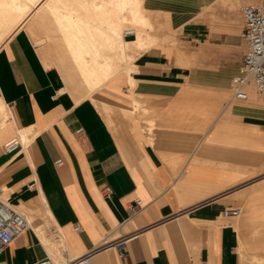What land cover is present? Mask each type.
I'll return each instance as SVG.
<instances>
[{"label": "crops", "instance_id": "crops-1", "mask_svg": "<svg viewBox=\"0 0 264 264\" xmlns=\"http://www.w3.org/2000/svg\"><path fill=\"white\" fill-rule=\"evenodd\" d=\"M145 7L169 15L174 38L132 51L134 85L120 73L90 97L69 91L25 28L3 39L0 194L31 209L35 225L0 264L51 255L53 264H69L90 251L94 264H244L241 243L250 255L224 215L264 162V95H232L247 49L242 14L218 0H145ZM139 100L145 119L121 118ZM150 118L155 126L146 131ZM24 130L29 143L6 150ZM255 184L264 194V179ZM40 212L47 221L39 223ZM58 234L64 243L53 242ZM121 236L124 256L110 244Z\"/></svg>", "mask_w": 264, "mask_h": 264}, {"label": "bare ground", "instance_id": "bare-ground-1", "mask_svg": "<svg viewBox=\"0 0 264 264\" xmlns=\"http://www.w3.org/2000/svg\"><path fill=\"white\" fill-rule=\"evenodd\" d=\"M9 1L6 4L0 2V11L13 21L8 36L25 28L33 35L41 34L45 37L51 45L50 59L59 65L57 68L62 71L66 86L78 95L91 96L119 73H125L130 85H134V69L129 50L145 42L153 46L157 44L158 38L152 34L153 21L144 9L145 0ZM129 25L143 27L148 32ZM126 30L135 32L134 41L126 39ZM2 42L3 37L0 36V45ZM41 46L42 52L47 51L44 45ZM252 91L255 90L250 89V96ZM4 113L2 106L0 114ZM25 132H22L21 139L27 144L31 138H27ZM27 210L31 211L29 208ZM22 214L29 227L35 225L34 217Z\"/></svg>", "mask_w": 264, "mask_h": 264}, {"label": "rangeland", "instance_id": "rangeland-1", "mask_svg": "<svg viewBox=\"0 0 264 264\" xmlns=\"http://www.w3.org/2000/svg\"><path fill=\"white\" fill-rule=\"evenodd\" d=\"M261 1H264V0H237V1H235V0H218V4L221 5L222 9L226 8L228 10L229 9L234 10L236 12L237 16L240 17L239 15L241 12L240 9H241L242 5L247 4V3H257V2H261ZM0 2L3 4H6L10 1L9 0H0ZM198 8H199V9H197L198 11H202V9L204 7L200 5ZM144 9L146 11V14L152 19L153 24L155 26V29L152 31V34L157 35L156 37L158 39L156 40L157 44L154 46H157L162 42L171 41L174 38V34L176 33V31L174 29V26L173 27L171 26V20L168 17L169 15L154 13L153 11L146 9V7ZM9 18L10 17L7 14L2 13L0 11V36H3V39H6L8 37L9 30L13 26L12 25L13 21L11 20V18L10 19ZM129 27H134L138 30L142 29L141 27H135L132 25H129ZM145 32H148V31L145 30ZM29 34L32 37L33 42L35 43V46L37 44L41 50L42 49L41 45H44L43 47L45 49H47L48 52L47 51L42 52L44 59H46V63H48L50 66L58 67L59 65H56V63L50 59V47H51V45L48 42V40H45V37H43L41 34H38V35L34 34L33 35L30 32H29ZM134 38H135V36L126 37V39L129 41L134 39ZM154 46L151 45L150 42H145L142 45H138L136 48L132 47V49L129 50V52H128L132 57V60L130 61L131 64L133 62L132 51H135V49L141 50V49H146V48H152ZM133 68L135 70L134 62H133ZM60 73L64 79L65 77H64L62 71H60ZM120 77L123 78L124 76L123 75L118 76V78H120ZM65 84H66V81H65ZM70 92H72L71 89H70ZM254 92L253 91L251 92L252 94H251V98L249 101H253V100L255 101V100H258L259 98H261V97H257L254 94ZM139 102L141 104V107L138 110H136L134 112V114H132V116H130V118L123 117V116H121V118L128 121L132 117L136 116V117H139L138 119L140 122L142 121L143 118L145 119L147 112L145 110H143L144 105L141 103L140 100H139ZM106 116L108 118H110V116H108V115H106ZM146 120L148 121L149 127L144 128V129L146 131H151L150 128L155 126V121L152 120V118L146 119ZM250 177L251 178L243 186L244 187L243 193L239 194L237 197L238 198L237 199L238 204L234 205V207L240 208L241 215L239 217H233L232 221H233V224H234L236 230L238 231V236L241 233L240 238L243 241H245V243L246 242L249 243V249H248L249 251L248 252L250 253V255H248V253L245 251V247H246L245 244L241 243V245H240V249H241L242 254H243L242 255V261L245 262L244 264H261V263L264 264V194L258 193V190L252 191L253 188L255 189L258 187L257 184H255L254 186L252 184L255 183L256 180L258 181V180L264 179V162L262 163L260 168L255 169L254 172L250 174ZM0 190L2 191V189H0ZM7 198H8V195L6 192H4L3 194H0L1 200L6 201ZM15 208L17 210H19L21 213H24V214L29 213L28 216L30 217L31 211H29V212L24 211V209L22 207H15ZM25 209H27V208H25ZM39 215H40L39 219H38L39 223L48 220V216L45 213L40 212ZM45 230L46 229L44 227H40L38 229V231H41V232H44ZM52 240L55 244L64 243V239L61 237L60 234L57 235V241H55L54 239H52ZM62 245H61V247L64 249V247ZM257 255L259 258L257 257ZM52 257H53V259H55L54 255Z\"/></svg>", "mask_w": 264, "mask_h": 264}, {"label": "built area", "instance_id": "built-area-1", "mask_svg": "<svg viewBox=\"0 0 264 264\" xmlns=\"http://www.w3.org/2000/svg\"><path fill=\"white\" fill-rule=\"evenodd\" d=\"M243 28L240 37L246 44V52L243 57L241 72L232 80V95L236 99L247 100L250 89L257 93H264V1L247 3L241 6ZM135 36L132 30H126L125 37ZM22 142L14 138L5 144L8 151H12ZM111 191V188H107ZM136 200V204H140ZM134 206L131 205V208ZM240 208L231 207L226 209L224 215L235 217L240 215ZM30 229L26 217L14 209L9 203L0 200V256L6 251L11 243L23 232ZM80 227L76 226V230ZM110 244L115 246L120 256L126 254L127 237L121 236ZM93 251L75 257L69 264H94ZM36 264H53L51 257L39 260Z\"/></svg>", "mask_w": 264, "mask_h": 264}]
</instances>
